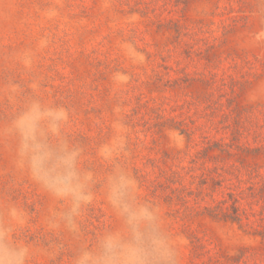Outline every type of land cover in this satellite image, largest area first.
I'll return each instance as SVG.
<instances>
[{
    "label": "rangeland",
    "instance_id": "1",
    "mask_svg": "<svg viewBox=\"0 0 264 264\" xmlns=\"http://www.w3.org/2000/svg\"><path fill=\"white\" fill-rule=\"evenodd\" d=\"M263 179L264 0H0V264H264Z\"/></svg>",
    "mask_w": 264,
    "mask_h": 264
},
{
    "label": "trees",
    "instance_id": "2",
    "mask_svg": "<svg viewBox=\"0 0 264 264\" xmlns=\"http://www.w3.org/2000/svg\"><path fill=\"white\" fill-rule=\"evenodd\" d=\"M253 116H254V114H252V117ZM234 129H236V128H234ZM231 150H232L231 144H228L226 142H219V141L213 142L212 141L206 145L204 150L202 149L200 152H198V153L202 154V155H200L202 158V161H200V162L198 161V163H199V167L197 168V169H199L198 174L196 175V170H194V172L192 174L189 173V171L186 172L187 174H191L199 180L201 185H197L196 186L197 189H199L201 186H206L205 188H210V189L216 188L217 186H221V180L219 179L220 176H219L217 171L221 168H224V172H227L228 174H230L234 171V169L236 167L235 163L232 162V160H231V157H232V151ZM210 161L212 162V166H210L208 164V162H210ZM195 162H197V161H195ZM175 174H180V172L178 173L176 171H171V172L168 171V174L165 176V178H169L170 176H172V178H173V175H175ZM258 177H259V174L253 176L252 172H251L246 180L239 179L238 182L239 183H242V182L247 183V185L245 186L247 189H252V188L256 189V187L252 183V179H257ZM170 180H172V179H170ZM161 185H162V183L160 184V186ZM259 189L261 190V193L264 194V184H262L259 187ZM228 260H231V259H228Z\"/></svg>",
    "mask_w": 264,
    "mask_h": 264
}]
</instances>
